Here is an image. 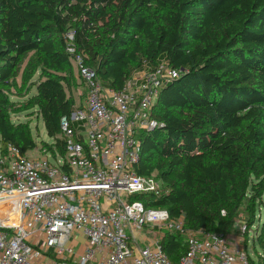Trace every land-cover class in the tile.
<instances>
[{
	"label": "trees",
	"instance_id": "obj_1",
	"mask_svg": "<svg viewBox=\"0 0 264 264\" xmlns=\"http://www.w3.org/2000/svg\"><path fill=\"white\" fill-rule=\"evenodd\" d=\"M68 31L103 85L120 89L132 71L162 59L180 71L155 105L161 127L139 136L136 171L166 191L131 199L184 216L185 230L236 232L250 264H264V255L247 251L264 205V0H0L2 153L37 147L29 126L11 118L28 57L25 80L39 71L31 106L53 141L41 149L64 153L60 122L81 99L68 94L76 72ZM160 242L173 262L187 252L182 232L165 231Z\"/></svg>",
	"mask_w": 264,
	"mask_h": 264
},
{
	"label": "built area",
	"instance_id": "obj_2",
	"mask_svg": "<svg viewBox=\"0 0 264 264\" xmlns=\"http://www.w3.org/2000/svg\"><path fill=\"white\" fill-rule=\"evenodd\" d=\"M65 38L83 85L80 103L61 119L63 154L0 150V264H250L230 235L185 230L183 217L131 199L166 191L161 180L136 171L139 136L161 127L155 105L180 71L162 59L132 71L116 89L86 64L74 32ZM165 231L184 233L187 252L178 262L161 245Z\"/></svg>",
	"mask_w": 264,
	"mask_h": 264
},
{
	"label": "rangeland",
	"instance_id": "obj_3",
	"mask_svg": "<svg viewBox=\"0 0 264 264\" xmlns=\"http://www.w3.org/2000/svg\"><path fill=\"white\" fill-rule=\"evenodd\" d=\"M28 58L24 60V62L21 64V66L18 69V75H17V83L18 86L20 87L19 92L22 94V96H12V100L17 103V108L20 109L19 112L17 113H12L11 118L12 121L17 125V124H24L28 125L29 128L32 131V135L34 139L37 142V148L34 149L33 151L29 152V155L31 157L39 155L40 151L39 148L41 147V141H46V142H52V139L48 137L42 118L38 112L37 107H32L31 103V97L37 94V89L35 83L38 82L39 79V71L36 72V74L32 77L30 80H25L24 77V69L27 65ZM76 72L73 70V87L72 90L68 91V94H72L74 97V100L76 102L79 101V94L77 90V85L76 83L78 80L76 79ZM77 80V82H76ZM1 139V136H0ZM0 147H1V142H0ZM50 160L52 161L53 159L50 157ZM264 201V198H263ZM258 220L254 224V226L251 228L250 232V240L247 245V251L250 255L253 254L254 250L258 251V254L255 255V257L259 254L264 255V205L263 207L259 210L258 212ZM184 218V216H183ZM242 224V222H239L238 226ZM234 242L236 244H239L240 247L245 249V242L244 238L242 236H238V233L233 232L229 234ZM253 240L255 241V248L253 247ZM85 241V240H84ZM83 241V242H84ZM141 243L147 242L144 239H140ZM81 246V244H80ZM264 258V257H263Z\"/></svg>",
	"mask_w": 264,
	"mask_h": 264
}]
</instances>
